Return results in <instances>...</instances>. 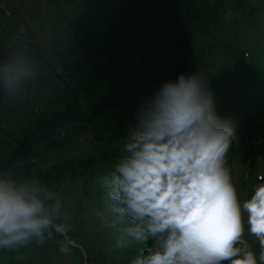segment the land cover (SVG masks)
<instances>
[{
  "label": "clouds",
  "instance_id": "clouds-1",
  "mask_svg": "<svg viewBox=\"0 0 264 264\" xmlns=\"http://www.w3.org/2000/svg\"><path fill=\"white\" fill-rule=\"evenodd\" d=\"M38 75L31 54L15 50L0 60V96L23 98ZM234 135L196 73L165 81L142 101L123 154L94 181L103 199L96 217L114 246H146L132 264H264V176L238 199L228 167ZM72 220L57 191L0 173V249L59 237L67 255Z\"/></svg>",
  "mask_w": 264,
  "mask_h": 264
},
{
  "label": "trees",
  "instance_id": "trees-1",
  "mask_svg": "<svg viewBox=\"0 0 264 264\" xmlns=\"http://www.w3.org/2000/svg\"><path fill=\"white\" fill-rule=\"evenodd\" d=\"M72 1L74 0H0V60L8 54L4 53V50L10 48V42L18 37V49L25 48L31 54L35 64L40 70L43 64H46L48 61L46 57L47 50L44 51L42 49L35 32L47 33L50 37H53V31L59 29L63 23L67 26L66 31H72L73 28H76L78 20H76L75 16L70 17L68 14L64 13V6L71 4ZM130 1L135 3L134 12L138 16H136V18H133L132 16L128 17L127 22L123 25L127 31L126 35L122 37H119L118 35L114 51L111 52L112 50L110 51L109 49H106L109 58L105 65L101 67V70L97 61L89 56L87 50L84 52V36L82 37L77 32L72 31V49L75 52H81L86 56H84L85 58L79 62V72L75 74L76 76L64 79L66 88L70 90L69 96L64 98L66 108L62 111L55 112V115L49 119L43 120L39 117L36 125H39L40 129H37L38 132H33L34 134L31 138L33 141L31 140L29 142L27 140L30 132L26 133L22 138H15L19 146L10 152L7 159L1 160L0 173H7L16 180L35 179L44 183L49 188H52L66 175H68L72 181H75L91 172L89 181L87 180L86 184L89 182L92 186V181H90L91 177H94L95 174L99 173L98 171L93 170L95 165H100L104 162L106 165H110L112 160L117 161L123 154L124 145L121 147H115L110 152H103L98 157H87L83 160H78V163L70 160L56 162L46 169H40L37 167V163H40L41 161L37 162L36 160H32L30 163H26L32 157H39V145L43 141L46 142L42 144V156L48 149L50 151L57 146L59 147L69 143L71 137L67 131L68 128H73V130L78 131L79 128L87 129L86 124H88L91 126V129L93 126V129L97 130L94 132V138H96L98 142L103 140L105 135L101 137L99 135V129L102 128L97 124L90 123V119L84 117L83 114L80 113L83 112L82 106L80 105L83 100L85 101L87 108L93 109L94 116L102 111L105 112V117L108 122L110 121L106 115L107 109L125 106L124 101L117 95V90L127 78L129 58L134 46L141 41L155 39L163 23L167 20L168 16L177 10L178 5L180 4V0ZM140 4H143V7L139 6ZM234 4L236 5V8L233 7ZM246 5L250 8V14L259 11L261 13L264 11V0H254L250 3L241 0H182L175 16L169 19L164 25L162 36L158 41L156 50L153 54V59L146 65V68L148 69V66L155 60V56L161 52V49H163V47H158V45L160 46V44L163 45L171 42V31L173 29L177 31L176 34L183 40L186 50L180 55H175L174 62L167 69L164 66L158 65L159 72H166V74L169 73V78H166L164 75H157V77H160L159 79H156V76L151 77L150 80L145 78L144 82L149 81L147 84V96L149 97L152 95L165 81L176 80L181 73L186 76L191 75V58L197 60V62H201V60H199L196 55L193 57L189 45L191 43L194 46L197 45V36L199 38L211 37L212 32L221 29L223 12L227 9L225 7H230L234 10L235 15L233 14V21L236 23L241 22L242 20L240 17H242V15L235 12L244 9ZM21 10L30 13L29 20L21 17ZM46 21H48L47 25H45ZM116 23L117 22H115L114 28H116ZM251 27L254 28L257 37H264V24L259 23L257 26L251 25ZM21 29H23L22 32H20ZM18 33L21 34V36H18ZM55 39L60 38L56 37ZM142 47L143 46H141L140 49ZM210 47L212 48L213 46L210 45ZM258 48L264 50V39L259 40ZM226 52L230 67L233 66V74L238 77V81H241V75L247 76V83L245 85H235V91L238 93V96L234 99L226 100L224 105L225 109L216 108L218 114L222 118H227L232 122L235 128L236 138L240 141L242 146L241 152L244 156L242 161L249 162L238 170L240 171V175L238 176L239 183H236L234 177H232L233 184L236 187L238 194L245 195L250 191V185L253 184V181H255L256 178L253 161L256 159L255 150L258 141L256 131L259 128H257L255 124L254 117L246 115L244 111L246 108L250 107V103L255 99L256 90L264 92V79L259 78L257 75V73L259 75L264 73V55H252L251 60L247 62L244 57V52L239 46L234 48L228 46ZM237 63L239 64L238 67ZM235 65L240 72L235 70ZM88 68L90 69L88 70ZM95 71L98 72V76H95ZM225 73H228V70H226ZM227 80L228 78L225 75L222 81L223 83H226ZM259 81L262 82L260 83ZM70 83L74 84L71 85ZM126 87L130 86L128 85ZM207 87L212 95L214 93H220L221 91V88H215L214 86ZM221 87L226 90L225 84ZM125 88L122 90V95L128 100L129 107L124 111L116 109L112 110L111 117L116 124L119 123L117 114L122 119V123L123 115L125 114L129 118L132 109H135L134 102H132L131 97L125 92ZM51 89L55 94L56 100H54V102L55 107L57 108L62 101V99L59 100L56 96L59 92V88H57L55 84H51ZM112 96H115L121 104H118L117 102L112 103L107 100ZM35 100L37 101V98H35ZM46 100L50 101L48 93L46 95ZM235 102L236 105L234 106ZM13 104V101H10L9 107L13 106ZM98 105L101 106L100 109H98ZM230 111L235 112V117L233 119L229 116L231 113ZM29 122L30 121L27 123ZM242 122L244 124H242ZM76 123H79V126H71ZM248 126H251L250 130H248ZM31 127L33 128L34 126ZM58 128L66 131V138L64 140L55 139L61 136V132L58 131ZM43 130H46V132L42 133ZM237 166L239 167L238 162ZM32 169H34L35 173L32 172ZM232 172L234 171L231 170V173ZM239 188H241L242 194H240ZM99 194L100 195L96 197L97 202H93V205L103 208L102 192L100 191ZM93 205L88 207L90 210V216H95L97 212ZM72 222L76 226V231L69 233V235H71L75 243L83 249V251H81L77 248L78 246L72 247L71 252L69 253L72 262L66 259L65 254H62L59 251L57 243L55 244V248L48 244L46 246L45 244L40 246L33 243L29 247L8 250L9 260L7 264H16L17 262L15 258L20 256L19 259H21L23 252L29 254L27 260L31 261V256L34 253L41 252L44 247L47 252L44 260L40 261L42 264H75V261L78 264H106L105 257H107V253L110 252L114 255L113 251L115 252V257L110 264H132V261L145 250V245H133L129 248L115 247V236L111 230H109L107 235L104 236L103 233L98 230L91 231L87 229L86 226L88 223L81 221L77 224L73 220ZM103 237H105V239H103ZM56 239H59V237ZM2 250L3 249H0V251ZM82 252L86 255L84 261Z\"/></svg>",
  "mask_w": 264,
  "mask_h": 264
},
{
  "label": "rangeland",
  "instance_id": "rangeland-1",
  "mask_svg": "<svg viewBox=\"0 0 264 264\" xmlns=\"http://www.w3.org/2000/svg\"><path fill=\"white\" fill-rule=\"evenodd\" d=\"M135 1L140 2L142 0ZM241 1H247L250 3L254 0ZM139 6L143 7V4H140ZM134 7L135 3L130 0H74L71 4L64 6V13L68 14L70 17L75 16L76 20H78L77 27L73 28L72 31L77 32L82 37L84 36L83 41L85 49L83 50L84 52L87 50L89 56L97 61L100 70L109 58L106 49H109L110 51L112 50L111 52H113L118 35L119 37L126 35L127 31L123 25L127 22L128 17L132 16L133 18H136V16H138L134 12ZM233 7L236 8V5L234 4ZM225 8L227 9L223 12L221 29L212 32L211 37L199 38L197 36V45L194 46L192 43L189 45L193 57L196 55L199 60H201V62H197V60L191 58L190 66L192 68V74L196 73L205 86L221 88L220 93H214L212 95L215 108L219 109H225L224 105L226 100H231L238 96V93L235 91L236 84L245 85L247 83V76L241 75V81H238V77L233 74V66L230 67L226 48L228 46L233 48L239 46L244 52V57L247 62L251 60L252 55H264V50L258 48L259 40H263L264 37H257L254 28L251 27V25L257 26L259 23L264 24V11L261 13L259 11L250 14V8L246 5L244 9L235 12L242 15V17H240L242 21L236 23L233 21L234 10L230 7ZM115 22H117L116 28H114ZM47 24L48 21H46L45 25ZM66 29L67 26L63 23L59 29L53 31V37H50L47 33L35 32L42 49L44 51L47 50L46 57L48 61L46 64H43L39 70L37 79L27 87L23 98L13 101V106L9 107L10 101L0 96V162H2L1 160L3 159H7L10 152L19 146L15 138H22L26 133L30 132L27 140L29 142L32 140L33 132H38L37 129H40L39 125H36L39 117L43 120L49 119L55 115V112L62 111L66 108L64 98L69 96L70 90L66 88L64 79L76 76L75 74L79 72V62L85 58L84 56H86L81 52H75L72 49V31L69 30V32L66 31ZM176 33L177 31L173 29L171 31V42L163 45L160 44V46L158 45V47H163V49H161V52L155 56V60L148 66V69L146 68L142 72L138 67L133 66L130 84H135L133 86L128 84L131 88L125 86V92L131 97L132 102H134L135 109H132L129 118L125 114L123 115L122 123V119L117 114L119 120L117 129L114 134L107 139L106 143L98 145L90 143L89 140L84 141L83 136L86 133V129L79 128L77 131L73 130V128H68L67 131L71 137L70 142L63 146H57L50 151L48 149L44 152L41 162L37 163V167L40 169H46L53 163L69 160L78 163V160H83L87 157H98L103 152H110L115 147L123 146L126 142L130 125L135 123L134 111L138 110L142 101L148 97L147 84L149 81L144 82L145 78L150 80L151 77L156 76L155 78L159 79L160 77H157V75H164L166 78H169V73H160L158 67L164 66L167 69L174 62L175 55H180L186 50L183 40ZM56 37L60 39H55ZM210 45L213 47L211 48ZM17 49L18 48L15 47L14 42L11 41L10 48L5 49L4 53L11 54ZM238 65L239 64L237 63V67ZM237 67L235 65V70L240 72ZM89 69L90 68H88V70ZM226 70H228V73H225ZM225 75L228 80L226 83H223L222 80ZM257 75L259 78L264 79V73L261 75L257 73ZM95 76H98V72L96 71ZM259 82L261 83L262 81ZM51 84H55L57 88H59V92L56 96L59 100L62 99L57 108L55 107L54 100L56 99L55 94L52 92ZM70 84L73 85L74 83ZM224 84L226 85V90L221 87ZM47 93L50 101L46 100ZM35 98H37V101ZM107 100L112 103L117 102L118 104H121L115 96H112ZM80 105L82 106L83 111L80 113L83 114L84 117L90 119V123L97 124L102 128L99 129L100 137L106 135L113 129V125H111L105 117V112L102 111L94 116L93 109L87 108L84 100ZM235 105L236 102L234 103V106ZM100 108L101 106L98 105V109ZM112 112L113 111L111 110L110 116ZM230 112L229 116L233 119L235 117V112ZM244 112L246 115L254 117L255 124L257 128H259L256 131L258 141L255 150L256 159L253 161L254 174L255 177H257L259 173L264 176V92L256 90L255 99L250 103V107L246 108ZM28 121L30 122L27 123ZM242 124L244 123L242 122ZM31 126L34 127L32 128ZM250 128L251 126H248V130H250ZM96 131L97 130H94L92 126L93 140L98 142V140L94 138V132ZM45 132L46 130L42 131V133ZM241 151V143L236 138L235 134L231 145V151L229 153L228 167L230 171H234L231 173V176L234 177L236 183H239V168L249 163L242 161L244 156ZM46 160H49L48 164L46 163ZM111 162L110 165H106L105 162L100 165H95L93 170L98 171L99 173L95 174L94 177H91L90 181H92V186L89 182L86 184L87 180L89 181L90 172L75 181H72L71 178L66 175L59 183L51 188L61 195L62 203L66 209L73 214V221L77 224L81 221L88 223L86 226L87 229L91 231L98 230L99 232H102L104 236L107 235L109 230L103 228L96 215L90 216V210L88 207L92 206L93 202H97L96 197L100 195L99 192L101 191L94 183L95 178L105 171L112 169L117 161L112 160ZM237 162L239 163V167L237 166ZM32 170L31 171L34 172V169ZM239 192L242 194L241 188H239ZM93 207L97 212L103 210L102 207L96 205H93ZM103 239H105V237H103ZM56 243L55 239L49 240L45 242V246L48 244L55 248ZM77 248L83 251L81 246ZM8 252V250L0 251V264L8 263ZM46 252L47 251H45L44 247L41 252L34 253L31 256V261L27 260L29 254L23 252L21 259H19L20 256L15 258L17 262L16 264H42L40 261L44 260ZM113 253L114 255L110 252L107 253L108 255L105 257L106 264H110L113 261L115 252L113 251ZM82 256L84 261L86 255L83 252ZM65 258L72 262V258L69 254L65 255ZM75 264L78 263L75 261Z\"/></svg>",
  "mask_w": 264,
  "mask_h": 264
},
{
  "label": "water",
  "instance_id": "water-1",
  "mask_svg": "<svg viewBox=\"0 0 264 264\" xmlns=\"http://www.w3.org/2000/svg\"><path fill=\"white\" fill-rule=\"evenodd\" d=\"M181 2H182V0H180V4H181ZM180 4L178 5L177 10H178ZM177 10H176L175 12H173L170 16H168L167 20H166V21L163 23V25L161 26V28H160V30H159V33H158V35H157V37H156L155 39H153V40H145V41H141V42L137 43V44L134 46V48H133V50H132V52H131L130 58H129L128 72H127V78H126V81H125V82L122 84V86L117 90V95L119 96V98H120L121 100L124 101L125 106H123V107H119V108H117V107H112V108H109L108 111H107V116H108V119L110 120V122H111L112 125H113V129L105 135V137H104V139H103L102 142H95V141L93 140V138H92V137H93V132H92V130H91V126L88 125V124H86L88 130H87V132H86V136H85V138H84L85 141H86V140L88 139V137H89V138H90V141H92L94 144H104V143L107 141V139H108L112 134H114V132H115L116 129H117V124H116L115 121L111 118V116H110V111H111V110H115V109H116V110H120V111H121V110L124 111V110H127L128 107H129V102H128V100H127L125 97L122 96L121 91L125 88V86H127L128 84H130V79H131L132 69H133V66H134L135 63H136V54H137V52H138L139 47L143 46V48L138 52L139 54L142 53L143 56H139L138 63H137V67H138L141 71H143V70L145 69L146 64H148V62L152 61V59H153V51H154V49H155V47H156V43L160 40V38H161V36H162V29H163L164 25L167 23V21H168L169 19H171L173 16H175ZM139 54H138V55H139ZM134 84H135V83H131L130 85L133 86ZM136 113H137V112H136ZM135 115H136V114H135ZM65 125H67V124H65ZM78 125H79V123L74 124V126H78ZM59 129H60V128H59ZM64 138H65V132L62 130V136H61L59 139H64ZM42 144H43V142L41 143V145H42ZM40 158H41V151H40V153H39V157H38L37 159H35V160H36L37 162H39V161H40ZM31 160H34V158H30V159L27 161V163H29Z\"/></svg>",
  "mask_w": 264,
  "mask_h": 264
},
{
  "label": "bare ground",
  "instance_id": "bare-ground-1",
  "mask_svg": "<svg viewBox=\"0 0 264 264\" xmlns=\"http://www.w3.org/2000/svg\"><path fill=\"white\" fill-rule=\"evenodd\" d=\"M128 86V85H127ZM121 94H122V91H121ZM123 96V95H122Z\"/></svg>",
  "mask_w": 264,
  "mask_h": 264
}]
</instances>
